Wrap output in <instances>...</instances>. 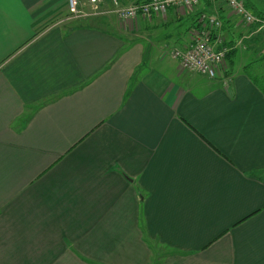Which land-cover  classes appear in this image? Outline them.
<instances>
[{"label":"crops","instance_id":"crops-1","mask_svg":"<svg viewBox=\"0 0 264 264\" xmlns=\"http://www.w3.org/2000/svg\"><path fill=\"white\" fill-rule=\"evenodd\" d=\"M65 1L0 0V264H264V30ZM203 13L216 79L172 58Z\"/></svg>","mask_w":264,"mask_h":264},{"label":"built area","instance_id":"built-area-1","mask_svg":"<svg viewBox=\"0 0 264 264\" xmlns=\"http://www.w3.org/2000/svg\"><path fill=\"white\" fill-rule=\"evenodd\" d=\"M92 12L98 13L105 0H88ZM114 12L120 20H133L153 15L165 16L170 8L193 9L201 0H144L128 6L120 5L118 0H112ZM224 2L227 7L247 25H256L264 30V18L256 15L245 4L244 0H212ZM70 14L79 17L83 13L81 0H67ZM223 22L212 14L203 13L198 18V25L191 32V43L184 49H176L172 53L181 67L187 71L205 75L211 79L219 77L220 70L227 62L231 49L226 46L217 47L213 42L214 35L222 29ZM230 80V79H229ZM227 80V81H229ZM231 81V80H230Z\"/></svg>","mask_w":264,"mask_h":264},{"label":"rangeland","instance_id":"rangeland-1","mask_svg":"<svg viewBox=\"0 0 264 264\" xmlns=\"http://www.w3.org/2000/svg\"><path fill=\"white\" fill-rule=\"evenodd\" d=\"M82 1V0H81ZM66 2H67V0L65 1V4H66ZM86 7H85V9L83 8L82 10H84L85 12H86ZM67 10V12H69V10L68 9H66ZM185 10H193V9H179V11H185ZM69 16L71 15L70 14V12L69 13H67ZM173 53V52H172ZM229 55V54H228ZM173 58V57H172ZM227 59H228V56H227ZM205 76V75H204ZM209 78V77H208Z\"/></svg>","mask_w":264,"mask_h":264},{"label":"trees","instance_id":"trees-1","mask_svg":"<svg viewBox=\"0 0 264 264\" xmlns=\"http://www.w3.org/2000/svg\"><path fill=\"white\" fill-rule=\"evenodd\" d=\"M245 1V0H244ZM245 4H246V6L249 8L250 7V5H249V3L247 2V1H245Z\"/></svg>","mask_w":264,"mask_h":264}]
</instances>
